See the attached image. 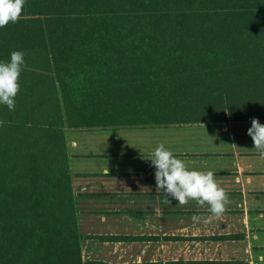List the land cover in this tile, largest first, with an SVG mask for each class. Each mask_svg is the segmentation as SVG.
Listing matches in <instances>:
<instances>
[{
	"label": "trees",
	"instance_id": "trees-1",
	"mask_svg": "<svg viewBox=\"0 0 264 264\" xmlns=\"http://www.w3.org/2000/svg\"><path fill=\"white\" fill-rule=\"evenodd\" d=\"M17 50L15 108L0 105V264H81L64 121L264 116V0H26L0 28V61Z\"/></svg>",
	"mask_w": 264,
	"mask_h": 264
},
{
	"label": "crops",
	"instance_id": "crops-1",
	"mask_svg": "<svg viewBox=\"0 0 264 264\" xmlns=\"http://www.w3.org/2000/svg\"><path fill=\"white\" fill-rule=\"evenodd\" d=\"M249 127L251 120L228 117L95 128L64 121L81 264H264V158ZM132 130L141 131L130 137ZM159 143L190 169L213 171L228 196L224 212L213 215L207 202L191 199L179 205L170 195L165 202L149 161Z\"/></svg>",
	"mask_w": 264,
	"mask_h": 264
},
{
	"label": "clouds",
	"instance_id": "clouds-1",
	"mask_svg": "<svg viewBox=\"0 0 264 264\" xmlns=\"http://www.w3.org/2000/svg\"><path fill=\"white\" fill-rule=\"evenodd\" d=\"M25 3L26 0H0V28L9 22L15 23L22 14ZM24 57L25 53L17 50L10 53L7 61H0V105H6L9 111L15 108V97L20 89L19 78L25 65ZM247 135L253 141V149H260L259 155L264 158V124L253 118ZM149 161L155 169L157 191L163 190L165 202L169 203L166 197L170 195L179 205L186 204L191 199L201 205L207 202L213 215L224 212L228 196L217 185L212 170L190 169L164 143L155 147Z\"/></svg>",
	"mask_w": 264,
	"mask_h": 264
},
{
	"label": "rangeland",
	"instance_id": "rangeland-1",
	"mask_svg": "<svg viewBox=\"0 0 264 264\" xmlns=\"http://www.w3.org/2000/svg\"><path fill=\"white\" fill-rule=\"evenodd\" d=\"M183 115H186V116H194V117H198V116H202V117H205V116H208V115H212V112L211 110H208V109H205V110H199L197 112H189L188 114H185V113H175L174 112H171V113H164V114H155V115H150V117L154 116V117H162V116H166V117H178V116H183ZM139 131L141 130H132L129 132V136L131 137V135L133 134H136V133H139ZM166 131L172 133L174 132L175 134L176 133H185V134H188V135H192V134H198V133H201L202 135L205 134V132H210V130H208V128H190V129H178L176 128V130H172V128H166ZM175 131H178V132H175ZM125 133V132H124ZM125 139L128 140V134L125 135ZM123 161V160H122Z\"/></svg>",
	"mask_w": 264,
	"mask_h": 264
}]
</instances>
